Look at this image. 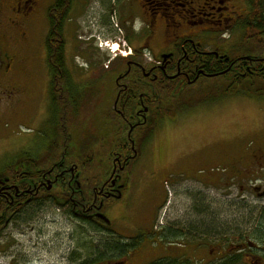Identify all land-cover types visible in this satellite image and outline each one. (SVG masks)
Segmentation results:
<instances>
[{"label":"flooded vegetation","instance_id":"flooded-vegetation-1","mask_svg":"<svg viewBox=\"0 0 264 264\" xmlns=\"http://www.w3.org/2000/svg\"><path fill=\"white\" fill-rule=\"evenodd\" d=\"M4 12L21 38L24 26L44 21L47 69L46 116L37 127L42 157L29 137L0 155L11 156L0 165V264H26L9 228L30 223V211L48 203L79 225L92 222L105 237L125 236L112 226L121 214L134 243L121 262L107 264H129L133 253L146 251L157 258L145 264H264L261 229H211L194 218L161 217L169 205L166 172L174 164L173 155L158 150L192 109L264 102V0H0V27ZM83 24L87 34L79 33ZM103 41L118 44L104 68L91 49L81 52L82 45ZM5 56L10 63L17 58ZM23 76L9 72L0 84V120L31 94ZM149 155L151 170L137 171V161ZM224 158L202 166L220 168L203 177L188 162L187 179L173 187L198 182L202 205L215 180L263 198L264 150L239 149ZM188 194L194 205V193ZM143 199L145 207L136 209Z\"/></svg>","mask_w":264,"mask_h":264},{"label":"rangeland","instance_id":"rangeland-1","mask_svg":"<svg viewBox=\"0 0 264 264\" xmlns=\"http://www.w3.org/2000/svg\"><path fill=\"white\" fill-rule=\"evenodd\" d=\"M7 18L8 14L4 12L3 25L0 27V84L4 78H8L9 72L23 73V81L31 94L23 97L22 104L14 113L9 112L1 118L0 155L11 150L14 142L17 144L21 138L29 137L31 145H34L35 155L42 157L38 154V149L42 147L39 137L43 135L39 136L37 127L43 123L42 120L46 116L45 99L42 95L43 79L47 69L44 56L45 23L41 19L35 25L24 26L25 34L21 38L17 37L18 29L13 28ZM82 26L79 33L87 34L90 29L86 24ZM16 38L20 42H16ZM115 45L118 46L115 42L107 45L105 41L99 46L84 44L81 52L87 47L89 51L91 49L96 63L104 68L110 55H115L109 49ZM15 53L17 58L10 63L5 54ZM9 64L11 67L8 70ZM188 114L181 119L184 121L181 123L183 125L176 135L171 136V142L167 140L159 142L160 155L164 158L173 155L171 160L174 164L172 169L166 172L169 176L166 180L169 205L167 210H163L161 217H168L170 220L194 218L192 221L198 226H203L205 219L207 223L209 222L208 228L211 229L257 228L261 211L264 210V197L254 196L249 191L239 193V185L230 188L229 185L215 180L216 182L212 181L211 185L218 183L217 186L207 187L205 190L208 197L204 200L205 208L202 210V196L196 201V192L201 188L198 182L189 180L174 187L173 183L187 179L188 162H195V166L199 168L197 172L199 177L211 176L213 173L218 174L220 168L205 170L202 166L218 165L216 162L225 163L224 156L237 154L239 149L264 150V102L246 103L238 100L231 103H212L203 108L192 109ZM98 137L101 140L104 136L99 134ZM21 143L23 141L19 142ZM207 156L211 157L209 162L200 161L202 157ZM10 160L11 156H0V165L7 164ZM150 162V155L137 161V171H150ZM146 176L149 182H155L154 175L150 176V179L148 173ZM188 193H194V205L191 204L192 200ZM146 204L147 200L137 201L136 209L142 210ZM32 214L33 219L30 223L26 222L23 226L19 223L20 228L13 226L9 228V234H14L16 243L21 246L17 254L25 258L26 264H81L85 260L95 259L102 251V242L106 239L104 235L95 232L96 230L89 224L79 225L72 221L68 214L51 203L34 207L30 211V215ZM116 215L112 226L121 235H125L120 236L124 238H116L119 241L128 240L126 238L128 231H125L123 228L125 225L119 218L121 214ZM155 255L148 251L133 253L129 264H145L151 259H156ZM116 260L121 262L123 257ZM108 261L99 264H107Z\"/></svg>","mask_w":264,"mask_h":264},{"label":"trees","instance_id":"trees-1","mask_svg":"<svg viewBox=\"0 0 264 264\" xmlns=\"http://www.w3.org/2000/svg\"><path fill=\"white\" fill-rule=\"evenodd\" d=\"M59 54H60V57H58V60H57L58 68L61 67V59L64 55L63 44L59 46ZM51 159L53 160L54 157H52ZM89 223H90V226L95 227L92 222H89ZM203 224H204L203 225L204 227H207L209 225V222L207 223L206 221H204ZM257 228L264 231V210L261 211L259 225L257 226ZM102 243H103L102 251L97 255V257L95 259L85 260L81 264H96V262L97 264H99L106 260L113 261V259L116 260L118 257L119 258L124 257L128 254L129 247H132L134 242H129L126 240L119 241V239L117 240L116 237L115 238L106 237V239ZM151 264H163V262L154 261Z\"/></svg>","mask_w":264,"mask_h":264},{"label":"bare ground","instance_id":"bare-ground-1","mask_svg":"<svg viewBox=\"0 0 264 264\" xmlns=\"http://www.w3.org/2000/svg\"><path fill=\"white\" fill-rule=\"evenodd\" d=\"M115 46H117V45H115ZM115 46H114V48L117 49ZM117 47H118V46H117Z\"/></svg>","mask_w":264,"mask_h":264}]
</instances>
